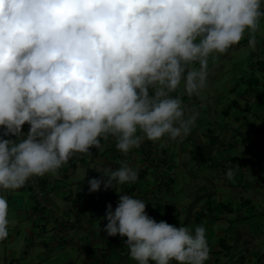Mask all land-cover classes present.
<instances>
[{
	"label": "clouds",
	"instance_id": "clouds-1",
	"mask_svg": "<svg viewBox=\"0 0 264 264\" xmlns=\"http://www.w3.org/2000/svg\"><path fill=\"white\" fill-rule=\"evenodd\" d=\"M262 9L264 0H0V126L16 137H0V190L56 172L74 153L98 148L101 137L128 153L144 139L187 136L199 112L173 93L183 85L199 94L210 56L246 30L254 48ZM137 178L122 163L91 178L89 191ZM146 201L123 192L104 217V230L126 237L137 264L210 259L205 226L157 221ZM9 223L0 194V241Z\"/></svg>",
	"mask_w": 264,
	"mask_h": 264
},
{
	"label": "crops",
	"instance_id": "crops-1",
	"mask_svg": "<svg viewBox=\"0 0 264 264\" xmlns=\"http://www.w3.org/2000/svg\"><path fill=\"white\" fill-rule=\"evenodd\" d=\"M245 34L246 37L228 51L214 53L209 58L208 77L214 65L225 60H231L233 65L239 64L243 71L232 74L235 77L227 79L224 93L209 95L208 92L202 94L200 91L199 94L188 95L179 89L173 93L181 95L188 108L199 112L187 135L197 140V144H201L200 134L193 130L203 127L205 121L201 114L206 112V106L209 109L210 102L216 95L226 94L227 98L217 108L221 107L226 113H236L234 119L225 118V123H232L237 131L245 129L241 136L243 134L245 137L246 148L252 154V167L245 169L246 173L242 172V164L237 168L240 161L229 158L237 164L234 167L236 199L225 204L219 203L213 209L205 204L200 219L191 217V221L208 226V242L213 252L205 264H223L222 257L235 254L231 247L233 241L245 239L226 236L234 231L237 234L239 231H247L251 236L246 239V245L249 246L247 252L239 253L231 264H264V255L253 248L254 236L264 237V88H260L264 86V18H261V28L254 33V48L249 46L252 33L246 30ZM226 75L223 74L221 79H225ZM234 81L238 89L231 88ZM28 127L25 123L22 130L26 132ZM4 132L5 129L2 130L0 126V137L16 138L11 133L5 136ZM201 135L214 138L218 146L225 144L216 129L203 128ZM185 138L186 136L176 139L164 137L159 141L144 139L139 147L122 153L116 147L114 137H101L98 148L92 147L88 153H74L56 172L30 177L22 187L9 190L12 194L8 197L7 190H0V194L5 195L9 201L10 221L9 236L0 241V264H137L124 242L126 237L122 238L119 234L110 236L104 230L107 224L104 218L107 205L111 203L114 210L119 196L124 192L147 200L146 212L157 221L181 225L183 212L175 200L177 201L176 194L186 188V184L181 181L184 175L181 173L180 163L172 153V141H186ZM190 153L193 163L211 169L212 163L221 159L211 152ZM122 163L137 169L136 181L123 184L114 182V188L107 189L102 183L99 190L89 191L88 181L91 178H101L103 172L119 168ZM189 174L192 175L190 172ZM38 190L44 194L43 200L38 199ZM24 191L28 197L26 202L21 196ZM226 223L230 224L227 229L224 226ZM232 225L237 227L233 228ZM19 245L21 250L17 249ZM30 257L34 259L32 263Z\"/></svg>",
	"mask_w": 264,
	"mask_h": 264
},
{
	"label": "rangeland",
	"instance_id": "rangeland-1",
	"mask_svg": "<svg viewBox=\"0 0 264 264\" xmlns=\"http://www.w3.org/2000/svg\"><path fill=\"white\" fill-rule=\"evenodd\" d=\"M246 37V34L243 38ZM247 51V49H245ZM235 60V59H234ZM232 60V63L233 61ZM216 63V62H215ZM239 64H231V60H225L221 64L214 65L213 71L211 72L210 76L208 77L207 85L204 89L201 90L202 92H208L209 95H214L215 92L217 94H220L221 92L224 93V90L226 89V85L228 83L227 79H232V74H238L240 72H243ZM229 75L225 79H221L223 74ZM231 75V76H230ZM264 84V83H263ZM237 83L234 81L231 84V88H236ZM260 88H264V86H260ZM179 90H183V85H181ZM203 94V93H202ZM201 94V95H202ZM227 98L226 94H223L221 96H215L209 105V109L206 106V112L201 114V117L203 118L204 125L200 128H195L193 131H198L201 138V144H197V140L191 139L189 136H186V141H179L177 139L172 143L174 144L172 153L175 154L174 156L177 158L178 162L181 165V173L183 172L184 178H181V181L185 182L186 188L178 192L177 195V202L178 208L180 211H182V217H181V225H186L190 228H195V226L200 225L197 222H194L195 220L191 221V217H198L200 219V215L203 211L202 207L203 205H209L212 209L214 207H217L219 203H228L231 201H234L236 199V194L234 191V177L229 178L227 176V170L229 168H233L237 165L235 162H231L229 158H232L233 160L240 161L237 165V168L240 167V164H242V172L246 173V170L251 169V152L246 148L245 145V137L241 136L243 130H236L234 128L235 125L232 123H229L226 125L225 118H231L234 119L236 117L235 112L226 113L223 112V109L220 106L222 103V100ZM226 114H229L226 117ZM211 125V128H210ZM209 128L211 130L216 129L219 131V135L223 137V142L225 144L223 146H218L217 141L210 137L206 136L203 137L201 135L202 129ZM2 130H4V127L2 126ZM192 152H211L214 156L220 157L219 162H213L212 163V169L209 167H204L201 165H198L197 163H193L190 159V156L192 155L190 153ZM224 158V159H223ZM226 159V160H225ZM231 163V164H229ZM246 169V170H245ZM189 172L192 174L190 176ZM11 192L7 190L6 196L8 197ZM21 196L24 198L25 202L28 201L27 193L24 191V193L21 194ZM175 205V204H174ZM208 223V220H205ZM227 228L230 227L229 223H226L224 225ZM233 228H236L237 226L232 225ZM246 227V226H245ZM206 228V234L208 231L207 224L205 225ZM212 229V228H210ZM246 229V228H245ZM215 230V228H214ZM239 234V235H238ZM237 234V231L233 234H227L226 236H240L241 239H245L243 241H233V244L231 247L233 248L235 254L233 256H226L222 257V263L223 264H231L232 260H235L239 253L244 254L247 252V249L249 246L246 245V239L249 233L247 231H239ZM208 236V234H207ZM255 237V243L253 248L257 251H260L264 255V237L262 236H254ZM22 242V241H21ZM25 241H23L24 245ZM213 243H216L213 241ZM21 245L17 247V249L21 250ZM25 247V246H24ZM240 248V250H239ZM211 252H213V248H211ZM5 252V247H3V253ZM19 253V252H18ZM21 258V255L18 256V259ZM37 259V257H36ZM25 261V259H23ZM30 262L32 263V257L29 258ZM240 263V262H239ZM15 264H17L15 262ZM215 264V263H213Z\"/></svg>",
	"mask_w": 264,
	"mask_h": 264
},
{
	"label": "built area",
	"instance_id": "built-area-1",
	"mask_svg": "<svg viewBox=\"0 0 264 264\" xmlns=\"http://www.w3.org/2000/svg\"><path fill=\"white\" fill-rule=\"evenodd\" d=\"M37 194H38V195H37L38 199H39V200H43V193H42L41 191L38 190V191H37Z\"/></svg>",
	"mask_w": 264,
	"mask_h": 264
}]
</instances>
